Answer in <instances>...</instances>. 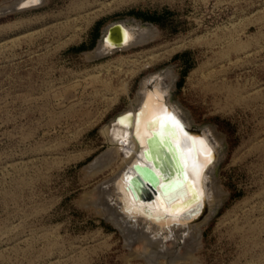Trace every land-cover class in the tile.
Here are the masks:
<instances>
[{
    "label": "rangeland",
    "instance_id": "rangeland-1",
    "mask_svg": "<svg viewBox=\"0 0 264 264\" xmlns=\"http://www.w3.org/2000/svg\"><path fill=\"white\" fill-rule=\"evenodd\" d=\"M14 1L0 0V264H150L143 241L129 247L98 214L122 162L107 161L102 128L167 69L171 101L222 154V203L193 260L173 264H264V0H42L6 12ZM117 21L156 36L87 57Z\"/></svg>",
    "mask_w": 264,
    "mask_h": 264
},
{
    "label": "bare ground",
    "instance_id": "bare-ground-1",
    "mask_svg": "<svg viewBox=\"0 0 264 264\" xmlns=\"http://www.w3.org/2000/svg\"><path fill=\"white\" fill-rule=\"evenodd\" d=\"M14 2L15 8L27 9L38 6L42 0L36 3L32 0H15ZM116 23L121 26L122 31L120 45L115 44L118 41L113 43L105 38L92 53H87V57L111 55L144 44L156 36L151 27L139 25V23L117 21L111 24ZM174 81L175 77L170 69L147 75L140 82L136 97L134 101L132 100L130 107L116 115L108 125L102 128L107 143L111 146L107 161L121 159L122 162L108 180L107 188L97 194L100 204L103 203L104 198L107 204L110 201L113 204L102 208V205H99L102 214H98L104 215L113 222L125 241L129 242V247H131L130 242L143 241L145 247L151 250L145 256V260L150 264H160V257L169 259L171 264L180 258L193 260V252L200 244L202 227L222 203V195L215 179L216 167L221 154V141L209 127L192 126L187 113H184L185 110L182 111L178 104L171 101L170 89ZM169 116L172 119H166ZM167 125L173 129H166ZM185 128L200 129V136L186 133ZM153 134L157 139L165 136L170 139L180 163V169L173 172L172 182L174 184L165 188L164 195L159 184L165 175L160 176L159 171H156V174L160 176L156 186L160 201L155 196L151 200L134 198L128 187L129 178L135 174L132 166L136 163L143 166L150 165L143 151L146 149V139ZM191 193L196 194L198 199L196 202H186ZM203 199H207L209 203L204 220L188 225V222L200 214ZM95 203V206L98 205ZM171 204L177 205L171 208ZM172 233L175 238L171 237ZM168 241L177 246V253L172 255V258H168L167 255L175 249L167 250L172 248V245L167 248ZM181 242L184 244L182 250L185 252L182 251L184 253L179 254Z\"/></svg>",
    "mask_w": 264,
    "mask_h": 264
},
{
    "label": "water",
    "instance_id": "water-1",
    "mask_svg": "<svg viewBox=\"0 0 264 264\" xmlns=\"http://www.w3.org/2000/svg\"><path fill=\"white\" fill-rule=\"evenodd\" d=\"M14 10L18 9L15 8V5L13 4L6 10V12ZM143 26L151 27L150 24H143ZM105 38H108V40L113 43H115L114 41H118L115 44L120 45V41L122 40L121 26L116 23L105 27L100 35L97 46H99L101 41ZM166 127V129H173V127L168 125ZM194 129L195 130L185 128V131L186 133H192L196 136H200V129ZM143 155L145 159L150 163V165L147 164L143 166L137 163L134 164L132 166V169L134 170L135 174L129 178L128 187L131 189V193L134 198L138 197L139 199L151 200L153 199V196H155V198L160 201V198L156 192V186L158 185L159 177L162 176V174L165 175L162 178V182L159 184V188L164 195L165 188L167 189L172 184H174L172 182L173 172L176 169H180V163L176 154V149L167 136L162 139H157L156 135L153 134L146 139V149L143 151ZM156 171H159L160 176L156 174ZM179 186H181L180 182ZM197 200L198 199L196 198V194L191 193L186 202L192 203V201L196 202ZM175 205L177 204H171V208H173ZM208 205L209 203L207 202V199H203V208L200 214L196 218L188 222V225L196 224L204 220ZM108 220L113 224L110 219ZM171 237L175 238L173 233L171 234Z\"/></svg>",
    "mask_w": 264,
    "mask_h": 264
},
{
    "label": "snow or ice",
    "instance_id": "snow-or-ice-1",
    "mask_svg": "<svg viewBox=\"0 0 264 264\" xmlns=\"http://www.w3.org/2000/svg\"><path fill=\"white\" fill-rule=\"evenodd\" d=\"M32 2L33 3H36V2H38V0H32ZM121 119H124V118H121ZM166 119H169L170 120V119H172V117L169 116V117H166Z\"/></svg>",
    "mask_w": 264,
    "mask_h": 264
},
{
    "label": "trees",
    "instance_id": "trees-1",
    "mask_svg": "<svg viewBox=\"0 0 264 264\" xmlns=\"http://www.w3.org/2000/svg\"><path fill=\"white\" fill-rule=\"evenodd\" d=\"M152 20H153V21H157V17H153Z\"/></svg>",
    "mask_w": 264,
    "mask_h": 264
}]
</instances>
